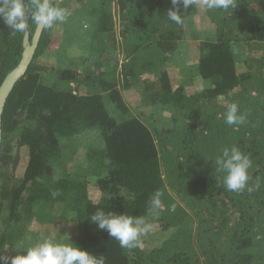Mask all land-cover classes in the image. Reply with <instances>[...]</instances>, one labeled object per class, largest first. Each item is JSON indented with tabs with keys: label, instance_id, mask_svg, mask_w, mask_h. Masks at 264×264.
<instances>
[{
	"label": "trees",
	"instance_id": "obj_1",
	"mask_svg": "<svg viewBox=\"0 0 264 264\" xmlns=\"http://www.w3.org/2000/svg\"><path fill=\"white\" fill-rule=\"evenodd\" d=\"M68 1L61 7L70 11ZM234 3L228 10L204 6L213 36L200 38L198 63L187 66L193 73L177 85L163 65L183 44L189 16L182 4L179 25L167 17L171 0H97L81 8L91 26L93 16L97 20L86 37L99 43L93 63L67 56L63 63L40 64L55 27L66 21L44 28L3 113L0 256L16 244L26 254L29 225L45 222L62 203L77 220L76 245L102 255L106 264H264V0ZM66 24L64 40L74 29ZM29 29L32 36L30 18ZM23 37L0 19V86L21 60ZM194 76L212 84L187 89ZM127 89L167 117L146 123L131 112ZM231 103L243 123L225 122ZM89 131L100 140L86 146L76 170L66 171L75 141ZM233 146L251 160L239 192L225 187V173L215 165ZM90 180L98 201L89 195ZM157 191L161 205L152 209ZM98 209L143 217L163 238L153 247L141 237L139 247L122 248L89 220Z\"/></svg>",
	"mask_w": 264,
	"mask_h": 264
},
{
	"label": "rangeland",
	"instance_id": "obj_2",
	"mask_svg": "<svg viewBox=\"0 0 264 264\" xmlns=\"http://www.w3.org/2000/svg\"><path fill=\"white\" fill-rule=\"evenodd\" d=\"M65 2V0H63ZM85 1V2H83ZM62 2L60 6H63L65 3ZM83 2V4H82ZM97 2V0H81L77 1H68L66 4L71 8L69 11V16L66 19V23L73 22L71 26L74 28L71 32H68L67 40H64L63 35L65 34L66 23L58 24L54 30V43L51 48L38 57V62L43 65H56L58 63L66 62L67 56H72L73 58H77L81 61L84 57H88L90 62L93 63L98 59V42H93L90 39L86 40L88 36V32L92 30L93 26L96 24L97 20L93 16L94 25L91 26L89 20L85 18V10H81V8L90 6L93 3ZM84 5V6H83ZM188 16L189 20L186 22V26L184 28V37L183 44L181 48L173 55L172 61H169L168 64L163 65V69L169 71L172 77L175 78L174 85L180 83L182 78H186L189 75L191 68L195 63H198V41H201L204 36L212 37L214 32V25L210 22L205 14L204 4L202 0H194V4H190L188 7ZM80 17V18H79ZM85 36V37H84ZM194 36L198 37V40L195 39ZM196 42V44H194ZM82 43V44H81ZM238 49V48H237ZM240 50V49H239ZM243 52L246 50L243 49ZM65 60V61H64ZM193 73V72H192ZM212 83L199 79L197 76H194L191 84L187 85V89H203L204 87L210 86ZM124 98L129 106H131V112L142 118L146 123L149 124L148 121L154 122L155 118L157 122H162L163 111L154 106H144L142 105L141 97L134 89L123 90ZM105 100L107 102V107L111 113L114 112L113 104L109 101V98L106 96ZM137 108V109H136ZM85 138L75 141L76 147L78 148L76 153L74 154L73 159L68 163L66 171H74L77 169L78 165H81L84 157V153L86 151V146L91 144L98 143V135L93 131L87 132ZM18 170L23 171V165L19 166ZM61 171L59 172V174ZM58 174V175H59ZM89 195L91 199L94 201H98L99 199V191L95 187L94 183L90 180L89 182ZM62 203H59L55 206L53 210H49L48 219L45 222L35 221L29 225L27 235H26V243L28 246H33L37 243L43 242L45 239H53L57 242H70L72 241L74 244L77 243V225L76 219L72 214L66 215L63 212ZM75 238V239H74ZM142 238L147 241L146 247L156 246L162 240V234L159 232V229L156 226L152 225L151 230L144 234ZM17 249H16V248ZM145 247V245H144ZM22 254L19 250L18 244L12 246L7 251V256L11 258L15 255Z\"/></svg>",
	"mask_w": 264,
	"mask_h": 264
},
{
	"label": "clouds",
	"instance_id": "obj_3",
	"mask_svg": "<svg viewBox=\"0 0 264 264\" xmlns=\"http://www.w3.org/2000/svg\"><path fill=\"white\" fill-rule=\"evenodd\" d=\"M208 9L228 10L235 7L234 0H202ZM173 8L167 11V17L175 24H182L184 17L180 13V5L185 9L194 0H171ZM27 16L36 26L51 29L58 23H63L69 16V9L53 4L52 0H0V19L13 29V32L23 33L28 27ZM244 115L239 114L238 105L231 103L225 113L228 125L241 124ZM217 170L225 173L223 183L230 191L243 190L249 180L248 170L251 160L239 148H224L222 154L215 159ZM162 192L157 191L151 199L152 209L161 205ZM91 222L101 230H105L111 238L119 241L122 248H135L141 245V237L148 233L152 225L143 217L106 213L98 209L91 215ZM16 248V247H15ZM17 249V248H16ZM20 250H25L21 246ZM8 257L0 256V261L7 262ZM10 264H106L102 255H95L82 247L70 242H57L45 239L26 249V254H18L11 258Z\"/></svg>",
	"mask_w": 264,
	"mask_h": 264
},
{
	"label": "water",
	"instance_id": "obj_4",
	"mask_svg": "<svg viewBox=\"0 0 264 264\" xmlns=\"http://www.w3.org/2000/svg\"><path fill=\"white\" fill-rule=\"evenodd\" d=\"M22 2H24V0H22ZM25 18L28 21V27L24 32V49L21 60L18 65L7 74L0 86V146L3 134V113L6 107L7 100L10 96V93L12 92L16 84L20 81V79L26 74L31 62L33 61L44 30V27L36 26V29L31 36L29 29V17L27 16V13Z\"/></svg>",
	"mask_w": 264,
	"mask_h": 264
}]
</instances>
